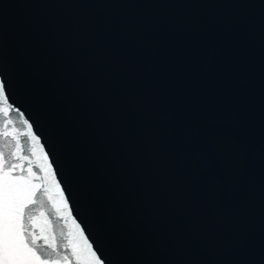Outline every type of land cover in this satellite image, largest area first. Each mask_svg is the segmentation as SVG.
I'll return each instance as SVG.
<instances>
[{
    "label": "water",
    "instance_id": "obj_1",
    "mask_svg": "<svg viewBox=\"0 0 264 264\" xmlns=\"http://www.w3.org/2000/svg\"><path fill=\"white\" fill-rule=\"evenodd\" d=\"M0 75L109 264H264V0H0Z\"/></svg>",
    "mask_w": 264,
    "mask_h": 264
},
{
    "label": "snow or ice",
    "instance_id": "obj_2",
    "mask_svg": "<svg viewBox=\"0 0 264 264\" xmlns=\"http://www.w3.org/2000/svg\"><path fill=\"white\" fill-rule=\"evenodd\" d=\"M0 264H109L37 124L0 75Z\"/></svg>",
    "mask_w": 264,
    "mask_h": 264
}]
</instances>
